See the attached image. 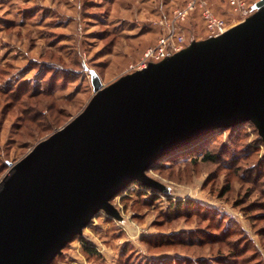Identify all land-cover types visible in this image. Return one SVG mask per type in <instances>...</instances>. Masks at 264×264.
Returning a JSON list of instances; mask_svg holds the SVG:
<instances>
[{
  "label": "rangeland",
  "instance_id": "rangeland-1",
  "mask_svg": "<svg viewBox=\"0 0 264 264\" xmlns=\"http://www.w3.org/2000/svg\"><path fill=\"white\" fill-rule=\"evenodd\" d=\"M186 1L0 0V165L18 161L77 115L92 96L89 71L103 85L122 75V67L155 43L160 31L153 22L169 19ZM256 1L238 14L226 0H207L230 26ZM179 27L188 42L207 37L199 9ZM244 130L241 138L228 131L209 144L215 161L180 158L151 169L148 175L168 194L156 192L152 200L153 193L136 194L130 184L111 199L122 220L99 212L50 264H261L264 219L246 218L241 209L262 200L245 174L253 166L264 175V146L248 125ZM8 168L0 167V179ZM177 200L210 214L170 215L169 204ZM84 244L96 254H87Z\"/></svg>",
  "mask_w": 264,
  "mask_h": 264
},
{
  "label": "water",
  "instance_id": "water-1",
  "mask_svg": "<svg viewBox=\"0 0 264 264\" xmlns=\"http://www.w3.org/2000/svg\"><path fill=\"white\" fill-rule=\"evenodd\" d=\"M216 36L189 43L103 85L62 127L9 164L0 179V264H50L111 199L146 171L216 129L250 122L264 143V0Z\"/></svg>",
  "mask_w": 264,
  "mask_h": 264
},
{
  "label": "trees",
  "instance_id": "trees-1",
  "mask_svg": "<svg viewBox=\"0 0 264 264\" xmlns=\"http://www.w3.org/2000/svg\"><path fill=\"white\" fill-rule=\"evenodd\" d=\"M110 2H113V0H110ZM109 13V12H107ZM111 36L110 34H105L103 39H105L106 37ZM113 37V36H112ZM196 40H198V38H196ZM110 41H113L112 39ZM110 41L108 43H110ZM246 125H248V127L253 131V134H255V139L257 142H260L262 146H264V143L262 142L261 138L258 136L257 131L255 129V127L250 123V122H243V123H239L237 125H235L234 127H230V128H226V129H216L214 131H211L205 135L200 136L199 138H197L196 140L190 142L189 144H186L180 148L175 149L174 151L160 157L158 160H156L154 163H152L149 168L147 169L146 173L148 174V172L153 169L154 167H156L157 165H163L162 163H166V162H172L175 161L176 159H180V158H188L191 159L193 161H195V159L198 157L200 158L201 161H215L217 159L218 156H216V153L211 154L207 148L209 146V144L213 141H215V139L221 135L224 132H231V138H241L245 133V127ZM231 138H228V143L230 142ZM222 153V152H221ZM234 157H236L237 155H233ZM231 157V156H230ZM9 162H5L2 165H0L1 169L4 167H9ZM252 168L250 169L249 172V176H247V174H245L246 179L251 181L252 183H254V185L259 186L260 188V193L262 195V200L255 202L254 205L255 206H249V208H243L241 209V211H243V214L246 218H250L253 220H263L264 219V175L262 176V174H260V172H258V170H256L253 166H251ZM245 172V173H248ZM255 173V174H254ZM132 184H136L137 188L135 190L136 194H140V193H146V190H148L149 192L153 193L151 198L152 200H155V194L156 192H159L155 189L149 188V187H145L137 182H132L130 183ZM128 184L127 186L124 187L123 190H121L120 192H118L116 195L122 194L123 191L130 185ZM261 186V187H260ZM229 189V185L226 186L222 192H225ZM155 193V194H154ZM163 194H168V193H163ZM115 195V196H116ZM169 211H171L170 215H189V214H193V213H197L200 212L203 215H207L210 214V211L207 210L206 208L203 207H198L195 206L194 203L191 200H177V201H171V203L169 204ZM262 211V212H261ZM254 213V214H251ZM217 218V217H216ZM220 224H219V228H221L223 226L222 220H219ZM218 221V222H219ZM222 229V228H221ZM223 233L227 236L228 234V230H222ZM259 234L261 236H264V226L258 229ZM225 236V237H226ZM170 240V239H169ZM171 241V240H170ZM236 245V243H235ZM83 249L87 254L90 255H94L96 254L94 248H92L91 246H87V245H83ZM243 253L241 252L240 254H238L237 256H242ZM261 264H264V261L261 260Z\"/></svg>",
  "mask_w": 264,
  "mask_h": 264
},
{
  "label": "built area",
  "instance_id": "built-area-1",
  "mask_svg": "<svg viewBox=\"0 0 264 264\" xmlns=\"http://www.w3.org/2000/svg\"><path fill=\"white\" fill-rule=\"evenodd\" d=\"M226 2L234 13L241 14L247 7L249 0H226ZM195 9H199L201 12L207 37L221 34L230 27L224 19L218 17L211 10L207 0H187L183 6L174 8L171 11L169 19H159L153 22V24L159 26L160 31L155 43L145 48L137 60L129 63L123 70L122 75L141 70L149 62H158L185 47L189 42L186 40L179 24ZM146 193H149V191L146 190Z\"/></svg>",
  "mask_w": 264,
  "mask_h": 264
},
{
  "label": "crops",
  "instance_id": "crops-1",
  "mask_svg": "<svg viewBox=\"0 0 264 264\" xmlns=\"http://www.w3.org/2000/svg\"><path fill=\"white\" fill-rule=\"evenodd\" d=\"M116 1H117V0H116ZM113 11H116V10H113V9H112V10L110 11V13H109V16L112 15ZM123 13H126V12H123ZM140 54H141V53H140V51H139L138 56H139ZM120 64H121V63H120ZM122 66H124V65H121V67H122ZM122 72H123V67H122L121 72H119V74H121Z\"/></svg>",
  "mask_w": 264,
  "mask_h": 264
}]
</instances>
